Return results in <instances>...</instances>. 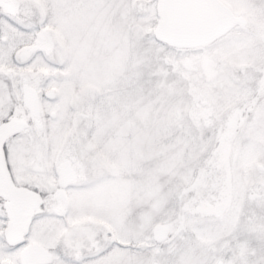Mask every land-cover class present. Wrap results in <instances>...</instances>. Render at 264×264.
Wrapping results in <instances>:
<instances>
[{"label": "snow or ice", "instance_id": "obj_1", "mask_svg": "<svg viewBox=\"0 0 264 264\" xmlns=\"http://www.w3.org/2000/svg\"><path fill=\"white\" fill-rule=\"evenodd\" d=\"M0 264H264V0H0Z\"/></svg>", "mask_w": 264, "mask_h": 264}]
</instances>
